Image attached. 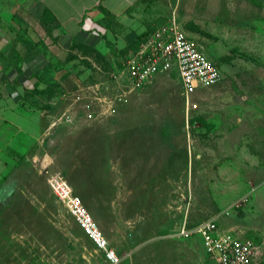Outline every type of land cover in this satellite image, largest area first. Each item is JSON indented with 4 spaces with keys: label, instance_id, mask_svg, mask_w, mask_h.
Listing matches in <instances>:
<instances>
[{
    "label": "rangeland",
    "instance_id": "1",
    "mask_svg": "<svg viewBox=\"0 0 264 264\" xmlns=\"http://www.w3.org/2000/svg\"><path fill=\"white\" fill-rule=\"evenodd\" d=\"M259 3L147 0L129 12L128 22L108 21L101 32L112 44L91 33L97 52L75 49L55 56L47 73L62 90L54 104L49 102L55 112L48 119L52 130L25 153L0 150V264H93L97 259L52 194L47 183L52 174L61 175L82 199L120 264H216L198 237H177L185 221L193 226L217 217L223 229L264 244V0L263 7ZM172 19L218 64L220 82L197 89L190 96L197 109L188 114L177 74L156 75L118 102L125 55L114 47L125 45L129 26L141 33ZM7 73V80L16 75ZM89 113L95 121L88 122ZM116 143L119 153L112 154ZM135 147L136 161L129 163ZM144 148L152 164L163 166L166 182L152 174L145 199L127 198L123 187L112 199L102 198L104 190L95 192L93 183L107 187L101 181L108 170L126 179L132 167L137 176ZM246 194L251 195L245 205L220 216ZM261 259L264 264V255Z\"/></svg>",
    "mask_w": 264,
    "mask_h": 264
},
{
    "label": "crops",
    "instance_id": "2",
    "mask_svg": "<svg viewBox=\"0 0 264 264\" xmlns=\"http://www.w3.org/2000/svg\"><path fill=\"white\" fill-rule=\"evenodd\" d=\"M144 1L0 0V150L5 147H11L21 153H25L40 146L41 137L48 135L49 131L52 130V127L48 124V119H51L55 112L38 110L29 106L28 102L22 99L24 89H32L36 81L35 77H38L40 72L44 70L49 72V69L52 68L51 66L54 65L55 56L59 57L69 52L73 42L83 43L86 37V41L89 42L85 43L96 45L95 41L92 40L91 33L94 35L101 33L103 29L101 28L102 23L106 14H109L111 18L117 19L120 23H126L130 19L129 12L136 6L143 4ZM259 4L263 7V0ZM44 11L45 19L43 20L45 22H42L40 21V16ZM30 18L34 20V24L30 23ZM129 28L135 30L137 26H129ZM12 45L13 51L3 57V54H6L5 52ZM16 54L24 60L27 67L26 70L31 72L30 74L25 72L23 77H27L29 82L25 83L20 79V85L15 88L12 83L15 76L12 80H7L4 79V74L8 71L15 72ZM171 75L174 76L175 73ZM41 87H44V84H41ZM53 102L52 100L51 103L54 104ZM190 111L194 110L186 109L187 114ZM6 112L11 114L10 119L4 117ZM88 122H93V120ZM110 147H113L111 148L112 154L114 151L116 154L119 153L120 144L116 143V145H111ZM132 150L133 154L128 153L127 157L133 155L134 160L128 158L130 160L129 163L136 161L135 151H137V147ZM143 150V161L139 166L141 169L137 172V176L132 167L127 170L126 179L123 178L124 176L122 173L120 174V171L113 174L108 170L103 174L105 179L103 178L101 181L107 187H100L97 186L98 184L93 183L95 192L100 194L104 190L106 194L102 198L112 199L114 192L123 187L128 191L127 198H148L149 195L146 193L149 192L152 174L156 176L163 175V182H166L167 179L163 166H160L159 163L157 164L156 161H153L152 164L151 160L148 159L149 156L145 157L147 149L144 148ZM110 159L113 161L112 158ZM126 167L127 169L129 168L127 164ZM114 175L117 177L116 180L112 178ZM95 182L98 183L97 181ZM110 205L112 207L113 204L110 203ZM188 214L186 212L187 216ZM184 223L188 227H192L186 221ZM112 229L116 230L114 227ZM228 230H233L243 236V232L238 233L234 229ZM107 241L112 247L108 239ZM254 243L258 249V257L254 264H259L264 255V244L258 245L255 241Z\"/></svg>",
    "mask_w": 264,
    "mask_h": 264
},
{
    "label": "built area",
    "instance_id": "3",
    "mask_svg": "<svg viewBox=\"0 0 264 264\" xmlns=\"http://www.w3.org/2000/svg\"><path fill=\"white\" fill-rule=\"evenodd\" d=\"M173 73L177 74L181 82L185 107L190 110L197 109V104L190 101V96L197 89L214 86L221 80L219 67L209 61L174 19L156 29L136 53L123 61L120 87L124 92L118 102L123 101L124 95L144 89L156 75ZM87 117L89 120L95 118L90 113ZM47 183L54 197L63 204L74 224L92 244L97 255L93 264H120L121 257L109 245L69 183L58 174L50 175ZM250 195L234 202L220 216L229 217L230 211L245 205ZM177 237H198L206 255L216 264H254L258 257V249L253 240L243 239L233 230L223 229L217 217L192 227L184 223Z\"/></svg>",
    "mask_w": 264,
    "mask_h": 264
},
{
    "label": "trees",
    "instance_id": "4",
    "mask_svg": "<svg viewBox=\"0 0 264 264\" xmlns=\"http://www.w3.org/2000/svg\"><path fill=\"white\" fill-rule=\"evenodd\" d=\"M108 15V17H107ZM109 14H106L105 19L102 23V28L107 26L108 21L114 18H109ZM45 11L40 16V21L45 22ZM158 29V28H156ZM153 31H143L141 33H137L134 30H127V35L124 38L125 45L122 48H116L114 47L117 52L122 53L125 55L124 60H126L129 56L136 53L140 46L155 32ZM101 37L103 40H105L106 45L112 44L109 39L106 38V34L101 32ZM75 49L82 50L83 52H97L94 45H90L88 43H79V42H73L71 49L69 50V53ZM13 51V45L9 48L6 54H3L4 56H7L10 52ZM68 54V52H67ZM16 57V64H15V78L13 79V85L14 87H18L19 80L24 77L25 70H24V60L18 55H15ZM215 65H218L215 63ZM31 77V76H30ZM36 81L34 83V86L32 89H24L23 92V98L28 102V105L38 109V110H48V111H54V107H50L49 102L51 103V100L57 96L58 93L62 90L61 84L58 83L56 80L50 77V75L47 73L46 70L40 72L38 77H35ZM41 84H44V87H41ZM41 87V88H40ZM97 260V259H96ZM95 260V261H96ZM94 261V262H95ZM93 262V263H94Z\"/></svg>",
    "mask_w": 264,
    "mask_h": 264
}]
</instances>
